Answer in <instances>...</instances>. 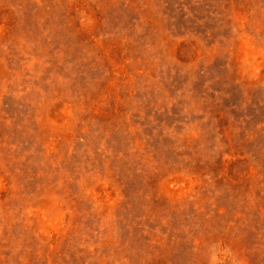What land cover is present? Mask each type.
Here are the masks:
<instances>
[{
	"label": "rangeland",
	"instance_id": "obj_1",
	"mask_svg": "<svg viewBox=\"0 0 264 264\" xmlns=\"http://www.w3.org/2000/svg\"><path fill=\"white\" fill-rule=\"evenodd\" d=\"M0 264H264V0H0Z\"/></svg>",
	"mask_w": 264,
	"mask_h": 264
}]
</instances>
